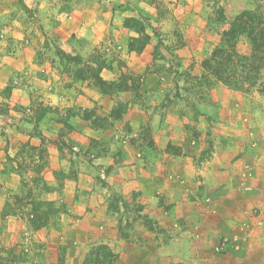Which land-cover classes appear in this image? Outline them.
<instances>
[{
  "label": "rangeland",
  "instance_id": "rangeland-1",
  "mask_svg": "<svg viewBox=\"0 0 264 264\" xmlns=\"http://www.w3.org/2000/svg\"><path fill=\"white\" fill-rule=\"evenodd\" d=\"M201 1L215 45L179 72L165 55L189 0H0L4 52L30 56L2 95L31 97L0 107L14 153L0 170V264H83L98 245L115 264H132V251L134 264H152L159 249L160 264H264V0ZM243 11L253 34L223 44ZM144 51L162 78L124 71ZM174 102L188 114L184 137L157 141L152 109ZM104 153L179 156L189 173L168 178L187 205L167 220L165 197L156 209L123 195L94 164ZM89 203L95 215L81 220Z\"/></svg>",
  "mask_w": 264,
  "mask_h": 264
},
{
  "label": "crops",
  "instance_id": "crops-1",
  "mask_svg": "<svg viewBox=\"0 0 264 264\" xmlns=\"http://www.w3.org/2000/svg\"><path fill=\"white\" fill-rule=\"evenodd\" d=\"M185 9V15L180 16V27L183 30L180 41L173 45V41H169V46H172L171 53L165 55V60L173 64L174 71L178 70L179 72H183L182 70H189L190 67H193V71H196L199 62L203 59L204 52L210 50L215 45L214 37L211 36L212 33L208 27L207 13L206 15L203 13L202 1L189 0V6H186ZM6 45L9 44L0 41V107L3 104H8L11 107L15 104L30 105L31 97L26 95V90L23 91L21 89L18 90V92L13 91L10 98H4L2 95L3 90L8 85V80L15 75L17 70L25 67L26 65L24 63L30 58L29 55L20 54L18 52L5 53L3 48ZM153 45L154 43H152L150 47H147L150 48L149 51L153 49ZM146 51L141 54L134 53L127 55V66L129 68L124 71L148 79L162 78L163 73L158 74V72L152 71V69L148 68L149 66L151 67L153 63V57ZM164 90L151 92L149 94H152L159 99L164 96ZM17 93L19 94V97L16 95ZM157 99L156 102H158ZM15 106L18 107L19 105ZM152 111L154 137L157 141L169 142L173 139L184 137V131L181 127L185 125L187 121L186 115H188L184 106L181 104L176 105L174 102L169 108H164L163 110L157 108L152 109ZM1 120H3V117L0 115V127ZM15 123L19 126H26L23 127L25 131L29 130L28 127L31 126L23 120L19 123L15 121ZM26 140L28 141V137L22 138V141ZM30 140L32 144L36 143L35 139L31 138ZM10 146L8 153H4L5 142H3L0 136V170L3 168L2 163L5 161V155L10 157L14 156ZM51 154L55 156V162H57L56 153ZM136 155V153H104L103 156H98L94 159V164H102L103 166L110 168V174L107 177V180L111 186L116 190H119L123 195L133 191L139 193L141 195V203L147 205L150 204L156 209L159 206L161 196L165 197V200L167 199L166 204H171V214L168 213L166 215L167 220H173L177 207L186 206L187 203L184 202L182 205L174 200L175 193L173 190L175 189V185L169 180L168 176L176 173L184 176L185 173H189L190 167L185 164L182 165V160L179 159V156L171 155L169 153H148L145 156V161L137 159ZM152 155L153 157H156V160H151ZM51 161L53 162L52 159ZM8 178L11 181L14 180L13 175ZM156 189H159L163 193H155ZM93 205L94 204L89 203L88 207L93 208ZM94 215L95 207L88 210L87 213H84L81 220H87ZM155 218L158 220L157 216ZM160 251L161 249L155 250L156 256L153 259L152 264H160L164 260L163 257H158V255H161ZM131 255L133 256V259H131L130 263L134 264L135 258L133 251Z\"/></svg>",
  "mask_w": 264,
  "mask_h": 264
},
{
  "label": "trees",
  "instance_id": "trees-1",
  "mask_svg": "<svg viewBox=\"0 0 264 264\" xmlns=\"http://www.w3.org/2000/svg\"><path fill=\"white\" fill-rule=\"evenodd\" d=\"M253 14L250 11H243L236 15L231 21L228 30L222 34V42L229 43L235 40L237 36L247 35L251 36L254 32V28L250 27V21ZM222 50L216 48L213 53V57L216 58L221 55ZM117 260L116 254H114L106 245H98L93 247L87 254L83 264H115Z\"/></svg>",
  "mask_w": 264,
  "mask_h": 264
}]
</instances>
